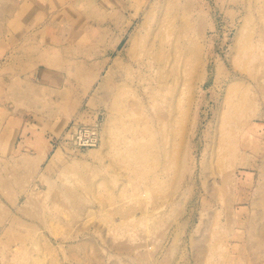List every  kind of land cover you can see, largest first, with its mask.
<instances>
[{
	"label": "rangeland",
	"instance_id": "374dc122",
	"mask_svg": "<svg viewBox=\"0 0 264 264\" xmlns=\"http://www.w3.org/2000/svg\"><path fill=\"white\" fill-rule=\"evenodd\" d=\"M0 264H264V0H0Z\"/></svg>",
	"mask_w": 264,
	"mask_h": 264
},
{
	"label": "built area",
	"instance_id": "2783aa9c",
	"mask_svg": "<svg viewBox=\"0 0 264 264\" xmlns=\"http://www.w3.org/2000/svg\"><path fill=\"white\" fill-rule=\"evenodd\" d=\"M100 120L94 118L92 122L86 123L79 120L73 121L67 127L63 139L74 148L95 147L100 143Z\"/></svg>",
	"mask_w": 264,
	"mask_h": 264
},
{
	"label": "bare ground",
	"instance_id": "6f19581e",
	"mask_svg": "<svg viewBox=\"0 0 264 264\" xmlns=\"http://www.w3.org/2000/svg\"><path fill=\"white\" fill-rule=\"evenodd\" d=\"M178 38V37H177ZM131 39V38H130ZM178 41V40H177ZM179 42V41H178ZM132 43H133V41H132ZM176 43L177 42H175V44H174V46L176 45ZM179 43H181V42H179ZM182 44H184V43H182ZM179 45V44H178ZM181 45V44H180ZM179 45V46H180ZM177 46V45H176ZM185 47V46H184ZM175 48H177V47H175ZM178 49H179V47H178ZM149 51V50H148ZM180 51V50H179ZM149 53V52H148ZM176 53V52H175ZM150 58H151V56H149ZM152 58H154L153 56H152ZM181 59V58H180ZM179 59V60H180ZM141 78V77H140ZM143 79V78H142ZM142 82V81H141ZM158 85V84H157ZM152 91V90H151ZM154 92V91H153ZM155 98V97H154ZM156 100V99H155ZM140 101V100H139ZM142 108V107H141ZM101 134V133H100ZM98 146L99 145H97V146H95V147H89V148H84V149H89L90 150V154H92V155H95L96 153L95 152H98V150H99V148H98ZM98 148V149H97ZM73 149V151L74 152H78V151H80V150H83V149H80V148H72ZM56 159V158H55Z\"/></svg>",
	"mask_w": 264,
	"mask_h": 264
},
{
	"label": "crops",
	"instance_id": "0c3cea01",
	"mask_svg": "<svg viewBox=\"0 0 264 264\" xmlns=\"http://www.w3.org/2000/svg\"><path fill=\"white\" fill-rule=\"evenodd\" d=\"M45 72H46V70H45ZM47 75V72L45 73V76Z\"/></svg>",
	"mask_w": 264,
	"mask_h": 264
}]
</instances>
